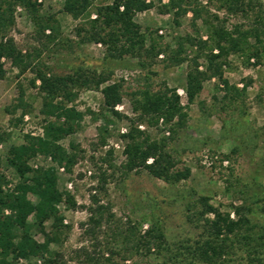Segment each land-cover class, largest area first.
I'll use <instances>...</instances> for the list:
<instances>
[{"label":"rangeland","instance_id":"obj_1","mask_svg":"<svg viewBox=\"0 0 264 264\" xmlns=\"http://www.w3.org/2000/svg\"><path fill=\"white\" fill-rule=\"evenodd\" d=\"M147 1L152 8L137 14L135 22L147 36V48L154 42L163 51L158 57L142 52L138 57L112 58L106 46L84 41V29L96 18L95 9L113 0L94 1L90 17L75 18L65 10L66 0H32L35 12L23 6L14 10V25L8 33L24 55H32L33 67L21 74L11 61L2 59L6 75L0 81V136H4L0 173L6 178L5 192H12L19 182L5 163L8 149L22 144L27 135L43 137L46 124L57 121L41 113L43 96L40 82L35 80L37 70L59 77L85 74L105 81L100 88L76 87L77 97L67 104L82 113L83 119L62 145L79 146V156L71 173L59 168L58 175L61 188L74 197L76 208L65 202L58 206L63 229L57 234L52 221L40 231L30 219L37 241L42 243L45 235L56 236L45 259L53 256L57 264H94L96 260L106 264H204L192 255L196 242L207 233L199 218L201 197H208L223 212L246 203L256 212L253 223L264 229V52L259 62L251 55L256 49L263 51L264 0H242L244 11L237 13L224 8L226 0H176L187 9L186 14L173 8L170 0ZM196 9L201 11L198 19ZM47 23L53 30L47 28L40 36V25ZM220 26L233 31L242 44V51L226 59L223 79L245 92L241 96L231 92L225 98L224 83L213 77L190 104L185 91L187 73L196 57L199 69L206 70V55L213 46L211 27ZM48 36L54 40L49 41ZM190 39L206 41L208 48L201 51ZM179 46L186 50L183 57L187 61L173 66L170 58ZM115 84L122 87L111 105L103 89ZM165 86L177 90L189 116L187 125L175 135L161 120L158 127L141 124L138 128L143 126L144 130L139 129L152 139L167 138V151L178 161L176 169L191 171L190 178L178 184H168L145 170L127 171L123 151L127 145L124 136L137 116L133 93L146 87L157 92ZM116 143L120 148L113 150ZM29 165L34 170L58 167L52 156L41 153ZM103 177L107 184L101 189ZM93 197L109 209L97 227L89 221L91 209L96 208ZM10 215V209L0 211V216ZM152 227L164 234L161 247L156 241L150 247L143 245L145 231ZM250 250L237 243L232 256L221 264H264V254L258 256L260 262ZM11 264H44V260L19 259Z\"/></svg>","mask_w":264,"mask_h":264},{"label":"trees","instance_id":"obj_2","mask_svg":"<svg viewBox=\"0 0 264 264\" xmlns=\"http://www.w3.org/2000/svg\"><path fill=\"white\" fill-rule=\"evenodd\" d=\"M94 1L96 0H66L65 10L73 13L75 18L85 15L90 17V9ZM170 5L181 10L183 14L187 13V9H182L176 0H170ZM17 6L36 11L32 0H0V81L6 75L3 58L11 61L21 74L33 67L32 55H24L8 33L14 25V10ZM152 6L147 0H113L110 5L97 7L96 18L91 20L89 29H84L86 33L84 41L106 46L112 58L138 57L142 52L148 57L152 55L158 57L163 51L158 49L154 42L147 48V36L135 22L137 14L148 11ZM242 6H244L242 0H226L224 3V8L231 13L244 11ZM194 16L196 19L200 18L201 11L194 10ZM205 23L208 24V21L206 20ZM47 28L53 30L49 23L41 24L38 34L44 35ZM211 30L210 38L213 46L206 55L208 60L206 70L199 69L197 61L199 57H196L187 73L185 91L190 104L201 93L204 83L213 77L224 83L225 98L231 96V92L236 96H241L245 92L229 86V83L223 79V66L228 56L242 51L240 40L235 37L233 31L230 32L223 26L211 27ZM47 39L52 41L54 37L48 36ZM188 42L192 46L196 44L201 51L208 48L206 41L190 39ZM263 52L264 46L262 52L256 49L251 55L259 62ZM184 53H186L184 47L179 46L176 54L170 58V64L179 66L185 63L187 59L183 57ZM35 80L40 82L39 91L43 96L41 113L48 118L55 117L57 121H49L46 124L43 137L27 135L22 144L11 146L6 153L5 163L16 172L19 182L12 192H5L3 186L6 184V178L0 173V211L3 209L12 211L10 216H0V264H11L19 259L32 261L37 258H42L44 264H57L53 256L45 259V256L51 254L50 245L56 242V236L45 235L42 243L37 241L31 230L30 219L33 218L34 227L40 231H44L46 224L52 221V227L57 234L63 229V217L59 214L58 206L65 202L67 206L76 208L74 197L61 188L58 175L59 168L71 173L79 156V146L71 143L66 148L62 145L66 137L75 133L76 126L83 119L82 113L74 107H68L67 104L77 97L74 92L76 87L100 88L105 82L102 77L96 79L85 74L59 77L41 69L37 70ZM36 81L33 82L34 86ZM121 87L120 84H115L103 89L109 104L113 105L112 100H115ZM132 96V107L137 116L131 120L130 131L124 136L127 140L125 149L128 158L127 171L145 170L168 184H178L189 179L191 176L189 169H176L178 161L167 151L168 139H152L147 131L138 128L141 124L155 128L158 127L159 121L163 120L172 135L183 129L187 125L189 116L181 104L177 90L165 86L160 91L153 92L146 87L136 91ZM105 140L103 137L102 144H105ZM3 141L4 136H0V143ZM234 152L236 149L233 150ZM39 153L52 156L58 167L32 169L29 161ZM106 184L107 178L103 177L100 188L104 189ZM93 203L96 204V208L91 209L92 215L89 221L97 227L109 209L99 205L97 197H93ZM200 203L202 210L199 218L203 220L207 233L203 240L196 242L192 252L194 258L204 264H221L227 257L232 256L236 244L239 243L251 249L254 259L261 262V257L258 256L264 254V229L253 223L256 212L251 207L244 203L239 206L233 205L231 211L223 212L211 205L208 197H201ZM261 212L264 213V205L261 207ZM144 238L146 241L143 245L146 247H150L154 241L161 247L165 242L164 234L155 227L145 231ZM94 264L106 263L96 260Z\"/></svg>","mask_w":264,"mask_h":264},{"label":"built area","instance_id":"obj_3","mask_svg":"<svg viewBox=\"0 0 264 264\" xmlns=\"http://www.w3.org/2000/svg\"><path fill=\"white\" fill-rule=\"evenodd\" d=\"M26 119L28 120L27 117H26ZM27 120H26V121H27ZM162 122H163V120H161V123H162ZM139 128H140L141 130H144V127H143V126H140ZM33 135H35L36 137H37V136H41V135H36V134H33ZM114 148H120L119 143H116V144L114 145V147H113V150H116V149H114ZM123 151H125V149H124ZM59 170H60L61 172H64V171H65L64 168H60ZM88 174L91 176V175H92V172L89 171ZM68 187H69V189H72V183L68 184Z\"/></svg>","mask_w":264,"mask_h":264}]
</instances>
